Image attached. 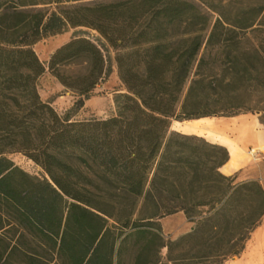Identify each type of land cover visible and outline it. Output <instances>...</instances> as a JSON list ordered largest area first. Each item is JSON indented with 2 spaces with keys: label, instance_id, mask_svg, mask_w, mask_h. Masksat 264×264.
I'll return each mask as SVG.
<instances>
[{
  "label": "trees",
  "instance_id": "16d2710c",
  "mask_svg": "<svg viewBox=\"0 0 264 264\" xmlns=\"http://www.w3.org/2000/svg\"><path fill=\"white\" fill-rule=\"evenodd\" d=\"M70 30L40 61L34 45ZM113 68L114 114L72 120ZM46 71L75 96L71 111L41 99ZM256 112L264 126V0H0V264L239 256L264 188L222 174V145L170 126ZM176 213L193 226L165 243L155 221Z\"/></svg>",
  "mask_w": 264,
  "mask_h": 264
},
{
  "label": "rangeland",
  "instance_id": "374dc122",
  "mask_svg": "<svg viewBox=\"0 0 264 264\" xmlns=\"http://www.w3.org/2000/svg\"><path fill=\"white\" fill-rule=\"evenodd\" d=\"M72 36L73 31L70 30L62 34L46 38L34 45V51L40 61L46 63L49 60L50 55L61 45L70 41ZM93 36L96 35L94 32H91L90 37ZM57 40L60 42L56 44L55 42ZM37 89L41 99L43 101L50 102L53 108L60 114L71 111L76 100L75 96L71 92L65 90L47 71L38 79ZM120 89V82L118 80L116 70L113 68V71L108 78L96 86L91 96L84 101L82 108L77 111H71V119L74 121H81L90 118L106 119L111 117L114 114V94ZM259 116L260 113L256 112L244 113L233 117H206V119L212 122L224 121L226 131L202 132L201 134L188 135H197L203 137L211 143L220 144L227 148L239 146L242 150L240 153L241 159L246 160V162H248L247 164H250V160L252 162V160L256 158V155H259L261 151L248 147L242 137V134L245 128H250L252 125L255 126V129L261 128L264 131V126L260 123ZM175 122L178 121L171 123L170 131H172V126ZM251 128L253 130L254 127ZM8 158L15 166L19 167L30 176L36 178H42L44 176L43 170L22 154L13 153L8 155ZM222 172L226 174V168H224ZM233 175L236 177V182L256 180L264 188V160L262 162L258 161V164L255 166L245 165L238 171L230 174V176ZM192 226L193 225L191 223L187 222L182 213H176L155 221V228H159V234L165 243L172 242L180 236L188 233ZM262 227L264 228V217L261 225L251 234L250 239H253L256 232H258ZM166 253V249H162L161 264H171L166 259ZM237 257L239 256L230 257L222 264H238V261L236 260Z\"/></svg>",
  "mask_w": 264,
  "mask_h": 264
},
{
  "label": "crops",
  "instance_id": "0c3cea01",
  "mask_svg": "<svg viewBox=\"0 0 264 264\" xmlns=\"http://www.w3.org/2000/svg\"><path fill=\"white\" fill-rule=\"evenodd\" d=\"M251 127H254L253 130ZM242 137L248 147H251L254 150L261 151L259 155H256V158L250 160V164H247L246 160H242L240 153L241 148L239 146L227 148L225 146L228 153L231 149L234 150L233 155L229 154L228 162L222 166L220 171L226 168V174L222 172V174L226 176H230V174L238 171L240 168L245 165L255 166L259 162L264 160V131L261 128L255 129V126H250V128H245L243 130ZM220 145V144H219ZM238 264H264V228L262 227L258 232H256L253 239H249L246 243L245 249L236 258Z\"/></svg>",
  "mask_w": 264,
  "mask_h": 264
},
{
  "label": "bare ground",
  "instance_id": "6f19581e",
  "mask_svg": "<svg viewBox=\"0 0 264 264\" xmlns=\"http://www.w3.org/2000/svg\"><path fill=\"white\" fill-rule=\"evenodd\" d=\"M57 40L55 43H59ZM224 121L212 122L206 118L189 120L184 122H175L172 129L184 134H201L202 132H225L226 127L224 126ZM234 150L231 149L229 154L233 155Z\"/></svg>",
  "mask_w": 264,
  "mask_h": 264
},
{
  "label": "water",
  "instance_id": "95a60500",
  "mask_svg": "<svg viewBox=\"0 0 264 264\" xmlns=\"http://www.w3.org/2000/svg\"><path fill=\"white\" fill-rule=\"evenodd\" d=\"M172 131H175V130L172 129ZM175 132H178V131H175Z\"/></svg>",
  "mask_w": 264,
  "mask_h": 264
}]
</instances>
